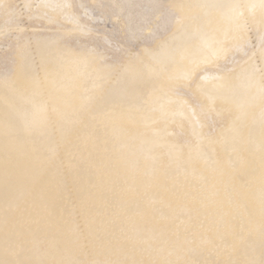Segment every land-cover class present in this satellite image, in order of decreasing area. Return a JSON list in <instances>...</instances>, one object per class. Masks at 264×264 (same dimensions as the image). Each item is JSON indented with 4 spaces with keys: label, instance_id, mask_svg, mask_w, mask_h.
I'll return each instance as SVG.
<instances>
[{
    "label": "bare ground",
    "instance_id": "bare-ground-1",
    "mask_svg": "<svg viewBox=\"0 0 264 264\" xmlns=\"http://www.w3.org/2000/svg\"><path fill=\"white\" fill-rule=\"evenodd\" d=\"M163 2L0 0V264H264V0Z\"/></svg>",
    "mask_w": 264,
    "mask_h": 264
},
{
    "label": "rangeland",
    "instance_id": "rangeland-1",
    "mask_svg": "<svg viewBox=\"0 0 264 264\" xmlns=\"http://www.w3.org/2000/svg\"><path fill=\"white\" fill-rule=\"evenodd\" d=\"M115 1H117V3L119 4V5H121L122 6V9H123V12H120L119 13V11L115 8V7H111V9H113L114 11V14L119 18V19H122V20H124V21H126V23H127V25H126V33H125V38H126V40H129V39H133L132 40V42H134V47L135 48H133V50H134V52H142V50H143V48L144 47H147V48H153V47H155V45L157 44V42H159V40H161V39H165V37H167V34L169 35V34H171L173 31H174V29H175V27H177L176 25L177 24H175L176 23V19L178 18V14L177 13H180V12H178L179 10H177L176 11V9L174 8V7H172V5H170L169 3H165V2H163V0H115ZM122 1H123V3H122ZM125 1H127V2H125ZM129 1H131V2H129ZM136 1H138V3H134V2H136ZM140 1V2H139ZM144 3L145 2V4H142V2ZM158 1V2H157ZM160 2H162V3H160ZM126 5H125V4ZM143 5L142 7L140 6L141 4ZM148 3H153V4H148ZM158 3H159V5H158ZM133 4H134V6H133ZM140 6L139 8H137L138 7V5ZM162 4V5H161ZM165 4V5H164ZM131 5H132V7H131ZM137 5V7L135 8V6ZM156 5V7H154ZM166 6L167 7H169V9L167 8L166 9ZM242 6L243 5H237V7H239V8H234V10L236 9V11H238L239 10V12L241 11V12H244L245 11V9L244 8H247V7H244L243 6V8H242ZM151 7V8H150ZM154 8V12L153 11H151L153 8ZM159 7V8H158ZM127 8V9H126ZM135 8V9H134ZM142 8V10H140ZM144 8H145V10H144ZM155 8H158V9H155ZM171 8V9H170ZM172 8H174V10L172 9ZM243 9V11H242V9ZM257 8V7H256ZM254 9V11L255 10H258V9ZM263 8H264V6H263ZM126 9V10H125ZM134 9V10H133ZM159 9H160V11H159ZM162 9V10H161ZM241 9V10H240ZM248 9H250V8H248ZM133 10V11H132ZM151 12H150V11ZM166 11V12H164V11ZM168 10H169V12H168ZM158 13H157V12ZM171 11V12H170ZM154 14H153V13ZM164 12V13H163ZM167 12H168V14H167ZM138 13V14H137ZM157 13V14H156ZM171 13H174V15L173 14H171V15H173V16H171L170 14ZM176 13V14H175ZM119 14V15H118ZM126 14V15H125ZM137 14V15H136ZM156 14V15H155ZM183 14V13H182ZM126 17H125V16ZM159 15V16H158ZM162 15H164V16H162ZM176 15H178V16H176ZM129 16V17H128ZM139 16V17H138ZM162 16V17H161ZM166 16V17H165ZM168 16L170 17L171 16V18H168ZM134 17V18H133ZM154 17V18H153ZM161 17V18H160ZM164 17H165V19H164ZM163 19V20H162ZM171 19V20H170ZM175 19V20H174ZM170 20V21H169ZM173 20V21H172ZM138 21V25H135V22H137ZM150 22V23H149ZM244 22V21H243ZM130 23H132V24H130ZM155 23V24H154ZM171 23V24H170ZM241 23V22H240ZM137 24V23H136ZM170 24V25H169ZM242 24V23H241ZM141 26V27H140ZM162 26H164V28H162ZM166 26V27H165ZM133 27L135 28V29H133ZM148 27H149V29L150 30H148ZM151 27H152V29H151ZM156 27V28H155ZM138 30H137V29ZM139 28H141V29H139ZM158 28H160V29H158ZM128 29H130L129 31H128ZM156 29H158L159 31H160V33H159V31H157ZM163 29H164V31H163ZM132 30V32H133V34L135 35V37L133 36V34H132V36H133V38H132V36H130L131 35V33L132 32H130ZM140 30V31H139ZM144 30H145V32H144ZM152 30V31H151ZM155 30V31H154ZM171 30V31H170ZM134 31H136V33H134ZM142 31V32H141ZM146 31H147V33H146ZM148 31H149V33H148ZM129 32H130V34H129ZM138 33V34H137ZM162 33V34H161ZM129 34V35H128ZM142 34V35H141ZM154 34V35H153ZM158 34V35H157ZM159 34H161V36L159 35ZM141 35V36H140ZM145 35V36H144ZM163 35V36H162ZM157 36V37H156ZM159 36H160V38H159ZM138 37H139V39H138ZM145 37V38H144ZM152 37V38H151ZM162 37V38H161ZM135 38H137L136 40H135ZM140 38H144L145 39V41H144V39H140ZM155 38V39H154ZM151 39H152V41H151ZM156 39H158V40H156ZM138 40V41H137ZM141 42H140V41ZM149 40V41H148ZM135 41H137L136 43H135ZM161 41H164V40H161ZM146 42V43H145ZM154 42V43H153ZM148 43V44H147ZM145 44H147V45H145ZM153 44V45H152ZM137 45V46H136ZM139 45V46H138ZM139 48V49H138Z\"/></svg>",
    "mask_w": 264,
    "mask_h": 264
}]
</instances>
